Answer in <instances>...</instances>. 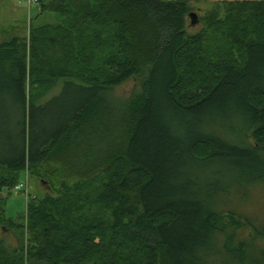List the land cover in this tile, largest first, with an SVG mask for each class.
<instances>
[{
    "label": "trees",
    "instance_id": "1",
    "mask_svg": "<svg viewBox=\"0 0 264 264\" xmlns=\"http://www.w3.org/2000/svg\"><path fill=\"white\" fill-rule=\"evenodd\" d=\"M37 3L72 25L0 44V264H264L228 227L264 224L218 208L264 185V0L195 34L186 0ZM25 173L48 192L15 221Z\"/></svg>",
    "mask_w": 264,
    "mask_h": 264
},
{
    "label": "rangeland",
    "instance_id": "2",
    "mask_svg": "<svg viewBox=\"0 0 264 264\" xmlns=\"http://www.w3.org/2000/svg\"><path fill=\"white\" fill-rule=\"evenodd\" d=\"M27 1V0H26ZM51 4L53 0H45ZM55 1V0H54ZM197 19L189 18L188 28L190 33H197L204 27L202 19L214 10L215 4L231 2V1H261V0H186ZM39 3H33L30 7L27 3H20L19 0H0V44L10 41L13 38L30 40L31 22L34 21L36 28L46 27L49 35H57L58 33L68 34L67 28L72 25V15L69 13H47L39 15ZM62 31V32H61ZM72 31V30H71ZM75 36V33H74ZM29 46V42H28ZM39 89L41 86H38ZM137 88L136 82L128 83L125 86L117 88L116 97H128ZM55 95L51 94L49 97ZM21 185L25 186L21 191L17 188L7 200L6 213L10 219L20 221L21 216L26 212L27 195L36 194L44 196L48 191L46 184L41 180L31 178L27 173L23 174ZM20 185V186H21ZM27 190V191H26ZM27 192V193H26ZM7 196V195H6ZM227 197V198H226ZM217 203V202H216ZM218 208L225 213L245 216L256 226L260 227L264 224V185H258L254 188H246L232 191L231 195H226L218 201ZM228 215V214H226ZM229 219H222V225H228ZM231 233H234L236 241L245 243L253 250H263L264 242H262L253 230L243 222L240 228L233 229L228 225ZM28 237L25 236V242ZM0 240L5 242V247L13 252L19 247L17 233L0 229ZM27 252V243L25 244ZM230 264L228 259L227 264Z\"/></svg>",
    "mask_w": 264,
    "mask_h": 264
},
{
    "label": "built area",
    "instance_id": "3",
    "mask_svg": "<svg viewBox=\"0 0 264 264\" xmlns=\"http://www.w3.org/2000/svg\"><path fill=\"white\" fill-rule=\"evenodd\" d=\"M23 2H28L29 4L37 3L39 0H22ZM25 186L21 185L17 189L21 191Z\"/></svg>",
    "mask_w": 264,
    "mask_h": 264
},
{
    "label": "water",
    "instance_id": "4",
    "mask_svg": "<svg viewBox=\"0 0 264 264\" xmlns=\"http://www.w3.org/2000/svg\"><path fill=\"white\" fill-rule=\"evenodd\" d=\"M189 18L195 19V20L197 19L196 15L194 13H190L189 14Z\"/></svg>",
    "mask_w": 264,
    "mask_h": 264
},
{
    "label": "crops",
    "instance_id": "5",
    "mask_svg": "<svg viewBox=\"0 0 264 264\" xmlns=\"http://www.w3.org/2000/svg\"><path fill=\"white\" fill-rule=\"evenodd\" d=\"M20 1V3H27L30 7L33 5V4H29L28 2H23L22 0H19ZM38 16H40V9H39V15Z\"/></svg>",
    "mask_w": 264,
    "mask_h": 264
}]
</instances>
